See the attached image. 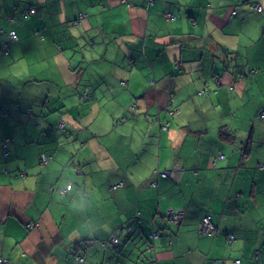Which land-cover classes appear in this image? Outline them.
I'll return each mask as SVG.
<instances>
[{
  "label": "crops",
  "instance_id": "obj_1",
  "mask_svg": "<svg viewBox=\"0 0 264 264\" xmlns=\"http://www.w3.org/2000/svg\"><path fill=\"white\" fill-rule=\"evenodd\" d=\"M0 30V47L17 36L0 55L5 264H264V0H0Z\"/></svg>",
  "mask_w": 264,
  "mask_h": 264
},
{
  "label": "built area",
  "instance_id": "obj_2",
  "mask_svg": "<svg viewBox=\"0 0 264 264\" xmlns=\"http://www.w3.org/2000/svg\"><path fill=\"white\" fill-rule=\"evenodd\" d=\"M251 7L253 9H255L257 12H262V7L261 6L253 5ZM28 13H31V14L34 13V9L33 8L29 9ZM9 39L10 40H16L17 39L16 38V35L12 31L9 32ZM1 53L7 54V48L0 49V54ZM263 108H261L262 110L260 109V111L257 114V117L259 119H263L264 118V109ZM1 148L3 150H5V145L3 144L1 146ZM218 158L222 159L223 158V155L222 154L219 155ZM47 159L48 158L45 156V154H41V156H40L41 162L46 163L47 162ZM259 167H260V169L264 170V164L261 165V166H259ZM168 175H170V172H164V173L161 174V176H164V177H166ZM52 189H54V188L52 187ZM56 191H57V193L59 195H62L63 196V195H66V194L69 193L70 187L67 186L65 188L57 189ZM180 215H181L180 213L171 212V213H169L167 215V217H169L172 222L176 223V222H178V220L180 218ZM200 227H201V230H202L203 234H206V235H214L215 234L216 228L213 225V223L211 222V219H210V216L209 215H205V216L202 217L201 223H200ZM157 237H158V232L157 231H154L151 238L152 239H156ZM226 239L228 240V242H232L233 236L229 234V235L226 236ZM109 242L112 243V244H114V243H117V240H116V238L111 237L109 239ZM101 246L102 247L107 246V242H102L101 243ZM148 250L154 252L155 251V244L154 243L153 244L151 243L148 246ZM83 262H84V257L82 255L79 254V255H75L73 257V264H83ZM0 264H5L4 260L1 259V258H0ZM234 264H239V260H235L234 261Z\"/></svg>",
  "mask_w": 264,
  "mask_h": 264
},
{
  "label": "trees",
  "instance_id": "obj_3",
  "mask_svg": "<svg viewBox=\"0 0 264 264\" xmlns=\"http://www.w3.org/2000/svg\"><path fill=\"white\" fill-rule=\"evenodd\" d=\"M31 8H33V7H28V9H31ZM28 9H26V10H24V11H22V12H20V15L23 17L24 15H25V13L27 12V10ZM34 9V11H35V8H33ZM35 13V12H34ZM7 20L9 21V22H12L13 21V18H11V17H7ZM9 32H11V31H9ZM8 32V33H9ZM13 32V31H12ZM14 33V32H13ZM15 34V33H14ZM16 35V34H15ZM14 41H17V39L16 40H10L9 39V34H8V41H7V43H5L2 47H0V49H4V48H7V54H8V52H9V46H10V43L11 42H14ZM7 54H4V53H1L0 55H7ZM264 107V106H263ZM263 107H261V108H263ZM264 109V108H263ZM262 110V109H261ZM260 111V110H259ZM180 218H181V215H180ZM167 219L169 220V221H171L170 220V218L169 217H167ZM211 219V218H210ZM172 222V221H171ZM212 222V221H211ZM214 225V224H213ZM155 230H150V233L148 234V236H147V244L149 243V245L152 243H154L155 242V240L159 237V235H160V232L158 231V230H156L157 232H158V237L156 238V239H152L151 237H152V234H153V232H154ZM215 233H216V231H215ZM206 235V234H205ZM233 236V235H232ZM113 238H116V240H117V243H114V244H112V243H110L109 242V239L108 240H105V241H102V242H107V246H105V247H113V248H117L118 247V245H119V239L116 237V236H112ZM234 238V237H233ZM155 244V243H154ZM148 245V246H149ZM147 246V247H148ZM105 247H103V248H105ZM148 251V250H147ZM82 255L81 253H78V254H75V255ZM74 255V256H75ZM150 264H156V262L155 261H152V260H150Z\"/></svg>",
  "mask_w": 264,
  "mask_h": 264
},
{
  "label": "rangeland",
  "instance_id": "obj_4",
  "mask_svg": "<svg viewBox=\"0 0 264 264\" xmlns=\"http://www.w3.org/2000/svg\"><path fill=\"white\" fill-rule=\"evenodd\" d=\"M255 94H256V96H257V97H259V96H260V92H259L258 90H256V91H255ZM82 251H83V250H82ZM82 251L80 252L81 254H83V252H82Z\"/></svg>",
  "mask_w": 264,
  "mask_h": 264
},
{
  "label": "clouds",
  "instance_id": "obj_5",
  "mask_svg": "<svg viewBox=\"0 0 264 264\" xmlns=\"http://www.w3.org/2000/svg\"><path fill=\"white\" fill-rule=\"evenodd\" d=\"M28 11H29V9L27 10V12L25 13V15L24 16H26V15H28V14H31V13H28ZM35 12V11H34ZM34 13H32L31 15H33ZM0 32H1V30H0ZM9 34V33H8ZM16 38H17V36H16Z\"/></svg>",
  "mask_w": 264,
  "mask_h": 264
}]
</instances>
